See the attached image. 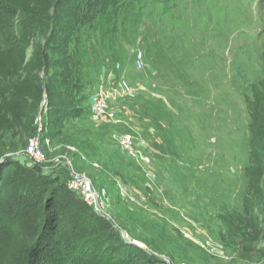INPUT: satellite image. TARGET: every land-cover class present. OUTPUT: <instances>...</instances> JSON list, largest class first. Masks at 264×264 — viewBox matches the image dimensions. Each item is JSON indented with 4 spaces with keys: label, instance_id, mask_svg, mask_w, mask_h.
<instances>
[{
    "label": "rangeland",
    "instance_id": "obj_1",
    "mask_svg": "<svg viewBox=\"0 0 264 264\" xmlns=\"http://www.w3.org/2000/svg\"><path fill=\"white\" fill-rule=\"evenodd\" d=\"M157 1L140 0L132 8L138 19L120 22L116 57L104 53L94 61V29L72 41L74 51H85L89 76L78 94L91 84L104 87L115 117H95L88 97L86 111L47 137L42 100L35 124L43 126L46 156L39 163L64 177L67 170L88 176L98 212L156 264H264V209L253 210L260 233L253 243L226 221L244 213L248 194L246 97L264 77V0ZM25 32L34 44L45 42L29 19L16 30ZM3 37L0 31V43ZM136 51L145 53L141 69ZM40 78L45 82L43 72ZM124 135L133 138L134 155L121 150ZM30 137L8 135L5 155L37 163L26 153Z\"/></svg>",
    "mask_w": 264,
    "mask_h": 264
},
{
    "label": "trees",
    "instance_id": "obj_2",
    "mask_svg": "<svg viewBox=\"0 0 264 264\" xmlns=\"http://www.w3.org/2000/svg\"><path fill=\"white\" fill-rule=\"evenodd\" d=\"M139 2L0 0V31L4 34L0 43V264L157 263L146 249L122 236L112 219L68 187L67 169L64 177L42 163L5 155L8 135L34 133L35 114L45 92L47 137L53 138L68 120L87 110L82 102L91 99L95 84L86 94L82 92L84 96L78 94L84 77L89 76L82 60L85 51H74L72 41L86 38L89 29H94L99 32L98 38L93 37L99 42L94 44V61L104 53L115 55V35L122 21L138 19L132 8ZM157 2L166 4V0ZM25 19L35 27L33 35L46 37L44 43L34 44L27 32L16 33ZM78 30L83 32L77 34ZM246 103L252 116L248 194L244 213L229 214L226 221L230 231H238L245 242L253 243L260 238L253 210L264 209V77Z\"/></svg>",
    "mask_w": 264,
    "mask_h": 264
},
{
    "label": "built area",
    "instance_id": "obj_3",
    "mask_svg": "<svg viewBox=\"0 0 264 264\" xmlns=\"http://www.w3.org/2000/svg\"><path fill=\"white\" fill-rule=\"evenodd\" d=\"M135 65L137 68L141 69L145 66V53L143 51H136L135 54ZM126 92L131 93V88L126 81L121 82ZM109 95L105 92L104 87L101 89L95 88L91 95V111L97 118L113 119L115 117V112L111 109ZM43 101L45 106L43 107L45 113L48 111V97L46 92L43 96ZM42 101V102H43ZM35 131L31 135L28 145L26 148V153L30 159L35 160L37 163L45 160V151L41 145L40 136L42 134V124L37 126L35 124ZM119 145L121 150L128 154L134 155V141L129 135H124L119 139ZM67 185L70 189L77 192L88 204L92 205L96 211H100L98 203V194L93 186L91 179L75 170H71L68 178Z\"/></svg>",
    "mask_w": 264,
    "mask_h": 264
}]
</instances>
